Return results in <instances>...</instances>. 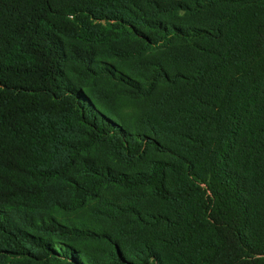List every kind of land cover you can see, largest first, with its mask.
<instances>
[{
    "label": "trees",
    "instance_id": "obj_1",
    "mask_svg": "<svg viewBox=\"0 0 264 264\" xmlns=\"http://www.w3.org/2000/svg\"><path fill=\"white\" fill-rule=\"evenodd\" d=\"M171 40L191 42V65L140 59ZM174 81L193 97L177 152L113 103ZM113 186L191 201L190 215L133 216L182 230L189 264H264V0H0V264H164L59 216ZM121 204L93 215L135 209Z\"/></svg>",
    "mask_w": 264,
    "mask_h": 264
},
{
    "label": "rangeland",
    "instance_id": "obj_2",
    "mask_svg": "<svg viewBox=\"0 0 264 264\" xmlns=\"http://www.w3.org/2000/svg\"><path fill=\"white\" fill-rule=\"evenodd\" d=\"M190 49L191 42L162 41L153 46L140 59H151L154 63L162 62L169 69L175 70L174 68H185L191 65V62L184 56V53ZM110 62L120 64L124 68L136 64L135 59L125 61L110 59ZM125 71L128 70L125 69ZM191 92L192 89L183 87L180 81L159 83L152 90L140 96L122 92L115 97L113 103L129 124H135L142 118H148L160 136L158 139L177 152L182 151V144L185 141L178 114L181 109L193 101ZM185 131L191 132L192 130L186 129ZM145 156L159 158L165 154L158 151L157 146H153L146 151ZM197 169L200 170L201 167L197 165ZM131 192L130 189L120 187H104L75 210L59 213V216L72 221L85 219L97 221L100 228L108 233L113 240L118 241L119 246L125 247L132 242H146L159 253L164 264H189L188 256L191 253V244L175 242L177 238L181 237L182 230L178 228L164 229L143 221H140L141 225H138L135 220L133 221V216L140 215L141 211L161 212L170 218L190 215L193 212L191 201L182 204L168 203L148 195L132 198ZM107 199L122 203L123 206L133 205L135 209L126 211L122 217L114 221L99 219L93 214L98 213L96 209L104 207ZM91 243L95 245L96 242L91 241Z\"/></svg>",
    "mask_w": 264,
    "mask_h": 264
}]
</instances>
